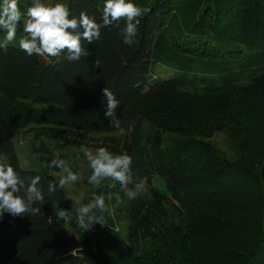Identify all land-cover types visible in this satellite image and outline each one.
Masks as SVG:
<instances>
[{"label":"trees","instance_id":"obj_1","mask_svg":"<svg viewBox=\"0 0 264 264\" xmlns=\"http://www.w3.org/2000/svg\"><path fill=\"white\" fill-rule=\"evenodd\" d=\"M131 2L146 10L131 46L121 21L82 41L90 55L79 61L28 56L18 46L22 20L17 42L0 49V163L26 182L40 177L44 192L39 215L0 218V264H264V0ZM104 3L67 0L72 16L97 23ZM31 5L19 0L21 12ZM155 63L172 75L149 82ZM105 87L119 100L118 128L104 116ZM28 128L41 138L31 146L39 169L21 167L14 146ZM218 131H229L235 157L209 140ZM91 141L130 155L134 180L148 183L131 200L114 180L91 191L127 199L126 239L104 211L105 224L81 226L64 189L48 194L60 172L51 161ZM57 205L68 222L57 219Z\"/></svg>","mask_w":264,"mask_h":264},{"label":"clouds","instance_id":"obj_2","mask_svg":"<svg viewBox=\"0 0 264 264\" xmlns=\"http://www.w3.org/2000/svg\"><path fill=\"white\" fill-rule=\"evenodd\" d=\"M145 11L131 0H105L102 23H97L94 17L85 12H81L78 18L72 16L70 8L64 3L47 5L42 0H32V5L25 12H21L19 0H0V30L5 33L0 40V49L6 51L9 45L17 42V30L23 20L24 34L19 38L18 46L28 56L57 58L62 53H67L69 61H79L82 57L90 55L82 41L87 44L98 41L102 28L113 25L119 28L121 21L124 22V27L120 31L122 42L131 46ZM93 66L98 68L99 61L95 60ZM102 95L106 101L104 116L111 126L118 128L121 124L116 114L119 100L106 87L102 89ZM80 151L92 170L88 177L89 184L98 186L106 179L114 180L119 183L129 200L143 193L144 180H134L133 158L130 155L113 154L104 147L93 153L92 150L81 146ZM48 167L60 170L58 184L51 182L48 184L50 196L55 194L58 188L63 189L81 179L62 159H53ZM39 183L40 177L29 178L26 182L11 165L0 163V218L5 214L14 219L39 215L40 206L44 204V192ZM84 197L83 192L78 194L81 201ZM116 200H120L119 195L116 196ZM93 209L101 213L104 211L102 195L93 196L87 204L81 203L78 215L81 219L89 217V227L93 224H105L103 215L94 218L89 216ZM55 214L58 220L68 222L70 219V212L58 205Z\"/></svg>","mask_w":264,"mask_h":264},{"label":"rangeland","instance_id":"obj_3","mask_svg":"<svg viewBox=\"0 0 264 264\" xmlns=\"http://www.w3.org/2000/svg\"><path fill=\"white\" fill-rule=\"evenodd\" d=\"M43 3L47 5H54L55 3H64L67 5V0H42ZM173 73V70L162 63H155L151 66L150 74L148 75L149 82L152 78H169ZM33 128H28L25 131H19L14 136V146L16 148V152L19 158V162L21 167L24 169H39L40 164L37 158L35 157L34 153L31 151V146L33 143L37 144L41 141L39 135ZM124 130H120L119 132H114L111 135H120L123 134ZM99 134V133H96ZM175 133H169L170 136H173ZM209 140L216 145V147L221 151V153L226 156L227 158H233L236 154V145L234 140L229 137V131H218L214 133ZM98 143L99 141H91L90 146H83L89 150H92L93 153L95 150L99 149L93 147L92 143ZM80 148L72 147L68 148L67 150V166L73 171L77 173L81 179L77 181L75 184L65 186L64 192L66 194L67 201L70 205V209L76 215L75 220L79 222L81 226L85 225V220L81 219L78 215V209L81 206V203L87 204L92 200L91 191L101 186L105 185L107 181L111 179H106L101 182L100 185L95 186L88 183V177L91 175V168L89 163L83 153L80 151ZM60 172H54L53 174L56 176L57 180L60 179ZM152 184L160 190H166L162 179L154 175L152 177ZM147 185V182H144ZM115 191V190H114ZM83 192L85 194L84 200L81 201L78 198V194ZM102 196L104 197L105 209L104 212L113 218L114 229L119 231V234L122 238H127V228H126V220L123 214V206L127 199L122 200L121 202H113L110 198L112 192L105 194L101 192ZM96 209H93L92 212L89 214L90 217H95L97 215ZM103 213V212H102ZM101 214V213H100ZM83 264H95L90 258L84 257Z\"/></svg>","mask_w":264,"mask_h":264}]
</instances>
